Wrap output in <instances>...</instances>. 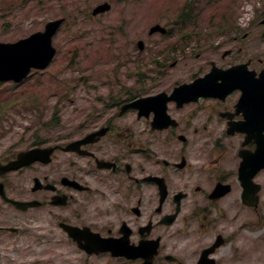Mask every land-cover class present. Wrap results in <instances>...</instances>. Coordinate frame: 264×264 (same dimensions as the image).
<instances>
[{"label":"flooded vegetation","instance_id":"flooded-vegetation-1","mask_svg":"<svg viewBox=\"0 0 264 264\" xmlns=\"http://www.w3.org/2000/svg\"><path fill=\"white\" fill-rule=\"evenodd\" d=\"M247 38L196 42L194 70L176 60L168 72L120 85V101L92 105L70 127L45 121L37 135L21 138L31 145L1 146L4 165L25 150L39 148L41 158L0 174V264L54 248L69 258L61 264H197L221 237L224 245L213 255L219 263L234 241L237 215L264 205V169L257 170L264 163V40ZM236 66L242 75L254 73L243 87L173 96L214 67ZM160 95L152 108L129 106ZM101 129L105 135L95 142L77 145ZM243 155L248 172L256 171L252 178L240 175ZM248 183L259 186L257 209L244 204ZM65 226L76 229L77 239ZM93 234L120 241V255L89 253L84 246Z\"/></svg>","mask_w":264,"mask_h":264},{"label":"rangeland","instance_id":"rangeland-1","mask_svg":"<svg viewBox=\"0 0 264 264\" xmlns=\"http://www.w3.org/2000/svg\"><path fill=\"white\" fill-rule=\"evenodd\" d=\"M189 1L0 0V41L26 38L42 30L47 22L67 17V23L54 41L58 49L56 61L41 77L43 79L22 86L0 83V141L9 140V135H23L25 129L34 127L37 118H43V121H51L54 116L55 120L62 118L61 126H69L73 119L83 120L90 107L85 101L89 97V88L102 92L117 89L120 78L124 87H133V80L128 77L138 72L145 76L146 73L170 71L173 60L166 61L162 57L160 65L165 64L166 68L155 65L157 52L183 42L178 36L182 32L184 35L191 32L193 40L226 38L220 34L219 27L236 19L238 24H256L252 36L260 38L261 34L257 35L255 29L264 17V0H205L202 12L194 13L192 20L182 22L180 14ZM104 2L110 3L112 10L92 17V10ZM236 7L237 11L234 10ZM156 24L175 31V36L167 39L150 36L149 30ZM195 27L201 28L197 36L192 32ZM139 40L148 45V52L138 51ZM172 47L170 51L174 50ZM195 64L196 61L190 65ZM52 75H55L53 79ZM60 88H66L67 94L54 95L53 91ZM24 89L29 90L24 92ZM30 105L35 108L42 105V112L32 111ZM240 217L246 218L248 223L241 224L242 220L237 219L232 224L235 238L223 249L219 264H264V207L260 214L243 212ZM68 260L62 249L54 248L50 254L38 258L27 257L4 264H54L55 261L61 264Z\"/></svg>","mask_w":264,"mask_h":264},{"label":"water","instance_id":"water-1","mask_svg":"<svg viewBox=\"0 0 264 264\" xmlns=\"http://www.w3.org/2000/svg\"><path fill=\"white\" fill-rule=\"evenodd\" d=\"M110 6L108 4L99 6L94 14L108 11ZM64 20H57L46 25L44 32H38L30 38L21 40L16 44H0V80H15L20 82L24 80L32 67L44 69L53 60L56 50L52 45L53 36L61 26ZM157 31L165 32L160 26H155L151 29V34ZM142 46V43H140ZM217 72V71H216ZM232 72V71H229ZM228 72V73H229ZM227 72L221 74L224 77V84L221 86L216 83V74L214 72L207 78V80L196 83L192 86V90H216L217 88H231L234 79ZM146 101V100H144ZM151 101V100H150ZM134 106V105H133ZM37 151L22 153L19 155L17 163L18 167L30 164L37 160L35 155ZM4 170V171H8Z\"/></svg>","mask_w":264,"mask_h":264},{"label":"trees","instance_id":"trees-1","mask_svg":"<svg viewBox=\"0 0 264 264\" xmlns=\"http://www.w3.org/2000/svg\"><path fill=\"white\" fill-rule=\"evenodd\" d=\"M190 14H191V13H184V12H183V15H182L181 17H183V18H187V17H190Z\"/></svg>","mask_w":264,"mask_h":264},{"label":"bare ground","instance_id":"bare-ground-1","mask_svg":"<svg viewBox=\"0 0 264 264\" xmlns=\"http://www.w3.org/2000/svg\"><path fill=\"white\" fill-rule=\"evenodd\" d=\"M255 245V244H254Z\"/></svg>","mask_w":264,"mask_h":264}]
</instances>
